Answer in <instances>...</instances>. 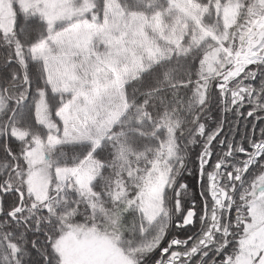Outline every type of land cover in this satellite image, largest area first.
I'll return each mask as SVG.
<instances>
[{
	"label": "snow or ice",
	"instance_id": "snow-or-ice-1",
	"mask_svg": "<svg viewBox=\"0 0 264 264\" xmlns=\"http://www.w3.org/2000/svg\"><path fill=\"white\" fill-rule=\"evenodd\" d=\"M0 264H264V0H0Z\"/></svg>",
	"mask_w": 264,
	"mask_h": 264
}]
</instances>
